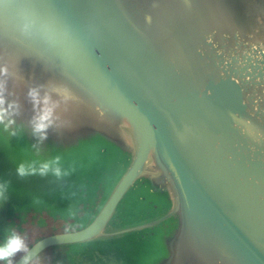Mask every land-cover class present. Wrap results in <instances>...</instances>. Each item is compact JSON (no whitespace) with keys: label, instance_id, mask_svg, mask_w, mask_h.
<instances>
[{"label":"water","instance_id":"95a60500","mask_svg":"<svg viewBox=\"0 0 264 264\" xmlns=\"http://www.w3.org/2000/svg\"><path fill=\"white\" fill-rule=\"evenodd\" d=\"M0 66L20 104L15 124L0 125L6 195L39 175L20 177L21 163L59 156L69 174L46 187L70 190L82 164L67 159L81 147L121 157L89 223L40 237L13 264L57 245L130 251L157 233L155 264H264V0H0ZM34 87L58 102L42 143ZM8 142L26 145L21 161ZM125 209L140 221L122 225ZM120 246L89 247L86 260L135 264Z\"/></svg>","mask_w":264,"mask_h":264},{"label":"rangeland","instance_id":"374dc122","mask_svg":"<svg viewBox=\"0 0 264 264\" xmlns=\"http://www.w3.org/2000/svg\"><path fill=\"white\" fill-rule=\"evenodd\" d=\"M99 148L98 143L83 146L81 150L68 156L67 162L74 158H81L82 164L77 168L79 170L77 175L68 177L70 190L61 186L47 189V184L62 180V176L57 178L51 172L45 176L38 175L31 182L15 183L13 186H17L13 187V195L5 194L6 199L0 206V239L6 235V230H13L25 238L29 248L45 234L76 230L89 223L95 214L93 210L95 208L97 210L107 193L106 189L109 188V184H105V178L115 174L114 166L118 165L121 158L119 152L112 148L103 153L99 152ZM26 151V145L18 142H8L4 147L7 157L18 161L24 158ZM5 166L2 171L6 179L11 181L16 169L12 172ZM63 166L59 164L61 170L64 169ZM150 197L154 200L152 196ZM150 197L146 198L151 199ZM125 210L126 213L123 215ZM125 210H121L122 225L140 221L137 218L139 214H134L131 209ZM116 228L111 225L108 231ZM126 244H130V241H117L113 244L90 242L52 246L42 251L30 264H77L82 260V264H92V261L86 260L89 256V247H96L99 252L107 253L110 248L116 249L121 245L120 251H123L125 257L135 264H155L164 253L159 233L148 240L135 243L130 251L122 246ZM22 253H17L12 260L15 261ZM95 262H101V260H95Z\"/></svg>","mask_w":264,"mask_h":264},{"label":"clouds","instance_id":"9594fccd","mask_svg":"<svg viewBox=\"0 0 264 264\" xmlns=\"http://www.w3.org/2000/svg\"><path fill=\"white\" fill-rule=\"evenodd\" d=\"M28 26L25 25L23 31H27ZM7 75V68L0 66V76ZM53 91L58 94L68 95L66 89L54 88ZM28 97L33 105L34 115L30 120L31 130L33 136L38 138L39 142H43L47 138V131L55 123L54 112L58 106V102L54 101L52 97L45 92L41 95L39 87L30 88ZM20 104L18 101H8L6 99L5 81L0 79V125H3L4 130L8 131L11 125L15 124L14 117L19 115ZM9 135H17L15 130L9 132ZM60 157L56 156L52 161L43 162L39 167L21 163L17 166L16 172L20 177L28 175L45 176L51 172L55 177L68 175L66 171H62L59 167ZM55 165V166H53ZM6 185L0 184V206L6 199L5 196ZM29 250L25 243V238L13 230H6V235L0 239V264H13L12 258L21 252L27 253ZM22 264H30V257L25 256Z\"/></svg>","mask_w":264,"mask_h":264},{"label":"flooded vegetation","instance_id":"af4514ba","mask_svg":"<svg viewBox=\"0 0 264 264\" xmlns=\"http://www.w3.org/2000/svg\"><path fill=\"white\" fill-rule=\"evenodd\" d=\"M46 235H48V234H45V236H46ZM23 253H24V252H23ZM23 253H22V254H23ZM22 254H21V255H22ZM39 254H40V253H39ZM39 254H38V255H39ZM21 255H20V256H21ZM20 256H19V257H20ZM16 259H17V258H16ZM16 259H15V260H16ZM34 259H35V258H33L30 262H32ZM13 262H14V261H13Z\"/></svg>","mask_w":264,"mask_h":264}]
</instances>
